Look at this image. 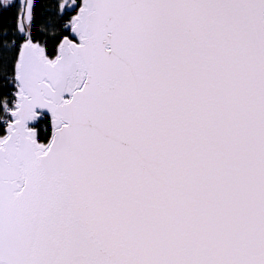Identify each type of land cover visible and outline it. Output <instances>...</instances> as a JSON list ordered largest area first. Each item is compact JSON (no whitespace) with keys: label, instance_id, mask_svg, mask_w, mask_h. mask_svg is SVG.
<instances>
[{"label":"snow or ice","instance_id":"6c2138e0","mask_svg":"<svg viewBox=\"0 0 264 264\" xmlns=\"http://www.w3.org/2000/svg\"><path fill=\"white\" fill-rule=\"evenodd\" d=\"M0 264H264V0H0Z\"/></svg>","mask_w":264,"mask_h":264}]
</instances>
